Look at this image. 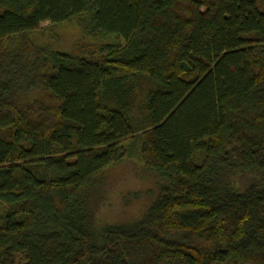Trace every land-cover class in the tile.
Returning <instances> with one entry per match:
<instances>
[{"label": "trees", "instance_id": "trees-1", "mask_svg": "<svg viewBox=\"0 0 264 264\" xmlns=\"http://www.w3.org/2000/svg\"><path fill=\"white\" fill-rule=\"evenodd\" d=\"M0 207V264H264V0H0Z\"/></svg>", "mask_w": 264, "mask_h": 264}, {"label": "rangeland", "instance_id": "rangeland-1", "mask_svg": "<svg viewBox=\"0 0 264 264\" xmlns=\"http://www.w3.org/2000/svg\"><path fill=\"white\" fill-rule=\"evenodd\" d=\"M60 36L63 39V47L68 49L79 39V32L74 27H65L60 30ZM139 163L133 156L109 172L100 193L101 200L96 216L99 222L131 220L152 200V194L155 193L154 179L143 173Z\"/></svg>", "mask_w": 264, "mask_h": 264}]
</instances>
